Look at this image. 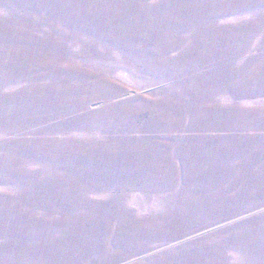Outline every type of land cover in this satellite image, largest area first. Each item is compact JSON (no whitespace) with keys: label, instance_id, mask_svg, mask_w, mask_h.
<instances>
[{"label":"rangeland","instance_id":"obj_1","mask_svg":"<svg viewBox=\"0 0 264 264\" xmlns=\"http://www.w3.org/2000/svg\"><path fill=\"white\" fill-rule=\"evenodd\" d=\"M0 264H264V0H0Z\"/></svg>","mask_w":264,"mask_h":264}]
</instances>
